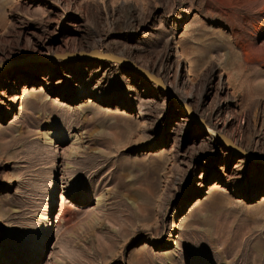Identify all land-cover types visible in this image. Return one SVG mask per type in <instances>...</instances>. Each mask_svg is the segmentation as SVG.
<instances>
[{"label": "rangeland", "instance_id": "rangeland-1", "mask_svg": "<svg viewBox=\"0 0 264 264\" xmlns=\"http://www.w3.org/2000/svg\"><path fill=\"white\" fill-rule=\"evenodd\" d=\"M260 166L264 0H0V264H264Z\"/></svg>", "mask_w": 264, "mask_h": 264}, {"label": "bare ground", "instance_id": "bare-ground-1", "mask_svg": "<svg viewBox=\"0 0 264 264\" xmlns=\"http://www.w3.org/2000/svg\"><path fill=\"white\" fill-rule=\"evenodd\" d=\"M176 63H177V68L179 67V59H176ZM31 68H33V66L31 65V67H30V69ZM30 69H26V71L27 70H30ZM137 70V69H136ZM152 73H154L155 74V76H152V75H150L149 73H147L146 71V74L148 75V76H150L151 77V79L153 80V81H158L159 83H160V86H163V84H162V82H161V80L160 79H158L156 76H158V77H160L167 85H168V87L174 92V90H175V88L177 87V85H179L180 87H181V89H183L184 87L186 88V89H188L189 87H188V79L185 77V75H183V74H178L176 71L174 72V75L172 74V75H161V73L159 72V71H157V70H155V69H153V68H151V69H149ZM177 70V69H176ZM14 71H24V70H19L18 68H15L14 69ZM138 71V70H137ZM139 72H142L143 73V70H141L140 69V71ZM145 72H144V74H145ZM145 74V75H146ZM168 78H172V79H170V81H169V79ZM169 82H168V81ZM185 88L183 89L184 91H185ZM219 88H225V85L222 83H219V86H218V89ZM187 91V96L186 97H178V99H179V105L180 106H185V108H186V111H187V114L191 117V118H193V113H192V111H191V109L190 108H192V109H196V105H197V96H195L194 94H193V91H192V87H190L188 90H186ZM228 104L226 103V106H227ZM188 107V108H187ZM221 108H223V107H221ZM220 112H223V111H221L220 109L218 110V112H216V111H214L213 113H212V116L211 117H213V118H211V117H209L206 113H202V114H200V117L202 118V120L204 121V123L205 124H207L209 127H211V128H209V127H207L204 123H203V121L201 120V119H199L197 116H195V120H197L198 122H200L201 123V125H202V127L206 130V131H208V133H210L211 135H219L218 136V139L220 140V142H222L228 149H230V150H232L233 151V149H232V147H229V142H228V140H230L229 138H226V137H224V136H222V135H220V134H225L226 133V131H225V128L228 126V124H229V122H227V120L226 119H218V117L220 116ZM235 113V112H234ZM232 117H235L234 116V114L232 115ZM226 118V117H225ZM194 119V118H193ZM211 119H216L215 121H212ZM219 133V134H218ZM252 157V156H251ZM254 169L255 170H257V171H259V173L264 177V166H260V167H254Z\"/></svg>", "mask_w": 264, "mask_h": 264}, {"label": "water", "instance_id": "water-1", "mask_svg": "<svg viewBox=\"0 0 264 264\" xmlns=\"http://www.w3.org/2000/svg\"><path fill=\"white\" fill-rule=\"evenodd\" d=\"M58 57H61L62 59H75V58H81V57H86V58L92 57V58H96V59H100V60L107 59V60H110V61H116L118 63H121V64H123V65H125V66H127V67H129L131 69L135 68L138 71H140V69L143 70L141 67L135 65L134 62H132L131 60H129L127 58H124V57H121V56H117V55H114V54H111V53H106V52L105 53H100L97 49H95L93 51H90V52H83V53L67 52V53L62 54L61 56L53 55L51 58L55 59V58H58ZM143 73H144V70H143ZM145 74H146V72H145ZM156 83L161 88L160 83L158 81ZM193 118L195 119V115H193ZM218 136L215 135L217 140H219ZM228 142H229V147H232L234 153L239 154L240 156L245 157L246 159L252 160L251 153L245 151L240 146L235 145L231 140H228Z\"/></svg>", "mask_w": 264, "mask_h": 264}]
</instances>
